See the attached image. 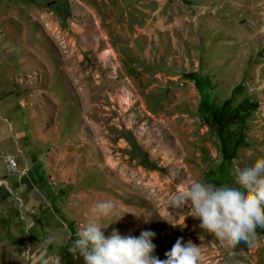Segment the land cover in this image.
I'll use <instances>...</instances> for the list:
<instances>
[{"label":"rangeland","instance_id":"rangeland-1","mask_svg":"<svg viewBox=\"0 0 264 264\" xmlns=\"http://www.w3.org/2000/svg\"><path fill=\"white\" fill-rule=\"evenodd\" d=\"M2 59L29 63L42 135L26 198L0 207V264H83L68 248L103 200L105 237L152 231L161 260L182 237L202 264H264V229L231 247L168 205L264 157V0H0Z\"/></svg>","mask_w":264,"mask_h":264},{"label":"clouds","instance_id":"clouds-1","mask_svg":"<svg viewBox=\"0 0 264 264\" xmlns=\"http://www.w3.org/2000/svg\"><path fill=\"white\" fill-rule=\"evenodd\" d=\"M235 174L236 186L194 180L172 196L168 205L177 213L190 206L191 216L201 221L199 227L228 246L243 243L249 248L259 247L261 238L257 229H264V157L237 168ZM115 209L112 200L93 206L96 219L80 227L68 248L74 258H82L83 264H202L201 246L191 240L185 243L182 237L165 253L164 260L152 255L156 247L152 243L156 234L152 231H141L139 237H122L114 230L105 237L101 228L108 225L98 221L113 215ZM144 222L148 223L149 219L145 218ZM54 241L55 237L49 236L45 243Z\"/></svg>","mask_w":264,"mask_h":264},{"label":"crops","instance_id":"crops-1","mask_svg":"<svg viewBox=\"0 0 264 264\" xmlns=\"http://www.w3.org/2000/svg\"><path fill=\"white\" fill-rule=\"evenodd\" d=\"M29 61L32 62L33 59ZM20 63L22 64L0 60V207L8 203L16 190L20 189L26 198L24 191L28 187V182L35 181L33 171L39 167V158H36L37 163L33 158L37 154L31 146L32 144L36 146L42 135V129H36L32 124L38 113L35 106L38 98L34 99V91L27 90L28 84L19 82L20 70L23 72L29 70L27 60L26 67L21 65L19 68ZM9 154L15 155L19 162L23 160L26 162L27 175L21 177L7 172L4 158Z\"/></svg>","mask_w":264,"mask_h":264},{"label":"built area","instance_id":"built-area-1","mask_svg":"<svg viewBox=\"0 0 264 264\" xmlns=\"http://www.w3.org/2000/svg\"><path fill=\"white\" fill-rule=\"evenodd\" d=\"M5 165H6V169L10 172V173H14L19 171V162L17 160V158L13 155H7L4 159Z\"/></svg>","mask_w":264,"mask_h":264}]
</instances>
